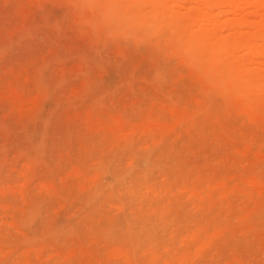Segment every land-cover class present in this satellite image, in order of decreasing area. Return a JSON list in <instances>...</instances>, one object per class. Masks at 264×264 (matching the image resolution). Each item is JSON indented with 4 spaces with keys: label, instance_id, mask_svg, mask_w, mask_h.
Returning a JSON list of instances; mask_svg holds the SVG:
<instances>
[{
    "label": "rangeland",
    "instance_id": "obj_1",
    "mask_svg": "<svg viewBox=\"0 0 264 264\" xmlns=\"http://www.w3.org/2000/svg\"><path fill=\"white\" fill-rule=\"evenodd\" d=\"M143 7L0 0V264H264V0Z\"/></svg>",
    "mask_w": 264,
    "mask_h": 264
},
{
    "label": "clouds",
    "instance_id": "obj_2",
    "mask_svg": "<svg viewBox=\"0 0 264 264\" xmlns=\"http://www.w3.org/2000/svg\"><path fill=\"white\" fill-rule=\"evenodd\" d=\"M76 13V26L82 39L103 46L114 42L134 45L141 37L131 21L143 15L144 0H71ZM231 86L238 93L250 84L241 74L233 73Z\"/></svg>",
    "mask_w": 264,
    "mask_h": 264
}]
</instances>
